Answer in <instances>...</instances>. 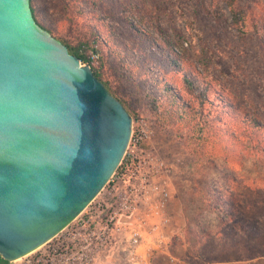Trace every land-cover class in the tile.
<instances>
[{"label":"rangeland","instance_id":"1","mask_svg":"<svg viewBox=\"0 0 264 264\" xmlns=\"http://www.w3.org/2000/svg\"><path fill=\"white\" fill-rule=\"evenodd\" d=\"M65 1L32 0L36 20L67 44L88 43L89 63H82L122 101L132 140L148 135L140 155L168 187L163 207L147 201L133 213L147 222L140 253L149 264H168L163 246L181 257L193 253L199 235L237 219L232 200L264 201V155L240 133L247 122L239 124V114L220 101L253 107L264 121V61L255 56L264 42V0H235V15L228 0ZM241 45L245 55L236 51ZM202 119L208 122L200 132ZM35 250L7 264H25ZM218 252L238 257L214 244L202 257ZM121 255L106 252L93 264H123Z\"/></svg>","mask_w":264,"mask_h":264},{"label":"water","instance_id":"2","mask_svg":"<svg viewBox=\"0 0 264 264\" xmlns=\"http://www.w3.org/2000/svg\"><path fill=\"white\" fill-rule=\"evenodd\" d=\"M132 117L29 0H0V257L70 224L121 163Z\"/></svg>","mask_w":264,"mask_h":264},{"label":"built area","instance_id":"3","mask_svg":"<svg viewBox=\"0 0 264 264\" xmlns=\"http://www.w3.org/2000/svg\"><path fill=\"white\" fill-rule=\"evenodd\" d=\"M145 137L146 133L134 140L130 137L121 163L99 193L104 190L103 196L97 198L98 194L70 224L44 243V251L35 250L25 264H93L99 255L110 251L121 253L123 264H149L139 251L147 222L132 216L147 201H153L156 209L163 207L169 191L165 181L156 180L158 170L140 155L144 152L140 142ZM131 144L136 152H129ZM153 225L151 229L156 228ZM166 250L163 246L162 251Z\"/></svg>","mask_w":264,"mask_h":264},{"label":"trees","instance_id":"4","mask_svg":"<svg viewBox=\"0 0 264 264\" xmlns=\"http://www.w3.org/2000/svg\"><path fill=\"white\" fill-rule=\"evenodd\" d=\"M29 2H30L31 11L33 14L32 0H29ZM234 2L235 0H228L230 11L233 13V15H235V9L233 6ZM64 3H65V7L69 6V3L67 0ZM33 17L35 21L38 23L34 14H33ZM237 23L244 24V19H242V22H239L238 19L235 18L234 24H237ZM38 24L42 28L46 29L48 32L51 33L49 29H47L40 23ZM241 29L243 30L242 34L246 35L247 34L246 29H243V26H241ZM253 32H254L253 34H256V36H258L257 28H253ZM60 41L63 44H65L68 51L71 54L76 55L81 60V62L89 63V56L85 52L86 49L89 47L86 41L80 42L76 46L67 44L62 40ZM245 49L241 45L238 48H236V51L239 54L245 55L247 48ZM93 51L97 52L95 48L93 49ZM257 53L258 55H255L256 58H261L264 61V42L261 39H259ZM92 69H93L94 75L99 80H101L97 70L93 67ZM119 101L122 103L120 99ZM220 101H221L222 106H224L225 108H233V112H236L239 114V117H237L238 118L237 121L239 124H243L244 121L247 122L245 125H241L240 133L245 135V137L251 139L253 141V145L258 148L261 154L264 155V121L262 120L260 115L257 113V111H253L254 110L253 107H252V111H250L242 104H233V106H229L228 102L224 101L222 97ZM205 104L207 103H204L203 106H205ZM207 122L208 120L202 119L201 126L199 127L198 131L202 132V129L204 125L207 124ZM256 203L258 206H256ZM263 205H264L263 200H260V199L258 200V198L253 200L248 196H245V198L240 203H238L235 200H232V208L235 209V212H236L235 217L237 219L233 221L234 218H231L230 225H227L224 223L225 227L224 229H222V231L219 232L218 237L217 238L209 237V240L207 241L206 246H213L214 244L215 246L218 247L221 245L223 249H226V253H228L229 250L231 251L237 248L235 250L236 251L235 254L237 256H241L244 252L246 253L245 250L249 251L252 256L255 253L256 255L257 254L264 255V223H263L264 213L256 212V210L259 209L260 207H262V210H264ZM204 258L207 259L206 257ZM216 258L225 259L226 257H221V255L218 252V255ZM0 264H7V262L0 257Z\"/></svg>","mask_w":264,"mask_h":264},{"label":"crops","instance_id":"5","mask_svg":"<svg viewBox=\"0 0 264 264\" xmlns=\"http://www.w3.org/2000/svg\"><path fill=\"white\" fill-rule=\"evenodd\" d=\"M226 224V223H225ZM219 228H216L215 231L211 232H203V234L199 235L198 242L194 244V247L192 248V256L189 254V257L194 258V261H189L187 259V255L185 256H179L175 252H173L171 249H167L166 252H164V256L166 259H168V264H264V255H256L251 253L247 250L246 253L244 252L241 256H238L237 258L230 259V258H210V259H205L202 256H205L202 254V250L204 247L207 245V241L209 240V237H218V234L222 229H224V223L219 224ZM184 251L186 252L187 249L184 247ZM237 248H235L236 250ZM196 250V252L194 251ZM235 250H229L228 253L230 252H235ZM189 251V250H188Z\"/></svg>","mask_w":264,"mask_h":264},{"label":"bare ground","instance_id":"6","mask_svg":"<svg viewBox=\"0 0 264 264\" xmlns=\"http://www.w3.org/2000/svg\"><path fill=\"white\" fill-rule=\"evenodd\" d=\"M20 259V258H19ZM17 260V259H16Z\"/></svg>","mask_w":264,"mask_h":264}]
</instances>
